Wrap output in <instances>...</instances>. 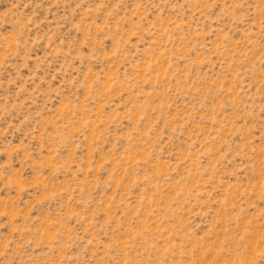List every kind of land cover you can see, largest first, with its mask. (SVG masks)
<instances>
[{"label":"rangeland","instance_id":"374dc122","mask_svg":"<svg viewBox=\"0 0 264 264\" xmlns=\"http://www.w3.org/2000/svg\"><path fill=\"white\" fill-rule=\"evenodd\" d=\"M0 264H264V0H0Z\"/></svg>","mask_w":264,"mask_h":264}]
</instances>
